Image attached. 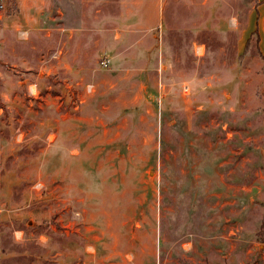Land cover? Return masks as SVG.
I'll return each mask as SVG.
<instances>
[{
  "label": "rangeland",
  "instance_id": "rangeland-1",
  "mask_svg": "<svg viewBox=\"0 0 264 264\" xmlns=\"http://www.w3.org/2000/svg\"><path fill=\"white\" fill-rule=\"evenodd\" d=\"M135 1H0V264H264V0Z\"/></svg>",
  "mask_w": 264,
  "mask_h": 264
},
{
  "label": "crops",
  "instance_id": "crops-1",
  "mask_svg": "<svg viewBox=\"0 0 264 264\" xmlns=\"http://www.w3.org/2000/svg\"><path fill=\"white\" fill-rule=\"evenodd\" d=\"M169 0H136L134 2L135 4V10L132 14H128L127 16H123L122 18L125 20H138L139 24L137 27V31H155V30H163L164 23L169 21L170 14H168V18L165 19L164 12H165V6H167ZM43 3H46V0H41V5ZM261 4H264V2H260ZM192 17V16H191ZM190 25H194V19L191 18ZM259 16L257 18L258 22ZM188 20V18L186 19ZM257 26V25H256ZM258 30V27L255 28V31ZM254 31V32H255ZM133 32V31H132ZM140 32V33H141ZM65 53V50H64ZM67 65L66 63H64ZM20 233V232H19ZM13 252L7 253V256L12 255Z\"/></svg>",
  "mask_w": 264,
  "mask_h": 264
},
{
  "label": "built area",
  "instance_id": "built-area-1",
  "mask_svg": "<svg viewBox=\"0 0 264 264\" xmlns=\"http://www.w3.org/2000/svg\"><path fill=\"white\" fill-rule=\"evenodd\" d=\"M0 1H2V0H0ZM110 63H111L110 60H106V61H103V62H102V65H103L104 67H108V66L110 65Z\"/></svg>",
  "mask_w": 264,
  "mask_h": 264
},
{
  "label": "trees",
  "instance_id": "trees-1",
  "mask_svg": "<svg viewBox=\"0 0 264 264\" xmlns=\"http://www.w3.org/2000/svg\"><path fill=\"white\" fill-rule=\"evenodd\" d=\"M254 34H257L258 37H259V31H258V30H256V31L254 32ZM250 42H251V41L249 40L248 43H247V47L250 46Z\"/></svg>",
  "mask_w": 264,
  "mask_h": 264
}]
</instances>
